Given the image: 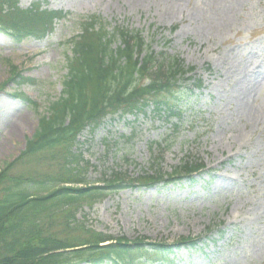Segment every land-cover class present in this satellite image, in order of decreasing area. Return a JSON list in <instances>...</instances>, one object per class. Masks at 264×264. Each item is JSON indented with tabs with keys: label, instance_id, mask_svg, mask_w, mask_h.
Wrapping results in <instances>:
<instances>
[{
	"label": "rangeland",
	"instance_id": "374dc122",
	"mask_svg": "<svg viewBox=\"0 0 264 264\" xmlns=\"http://www.w3.org/2000/svg\"><path fill=\"white\" fill-rule=\"evenodd\" d=\"M15 6H0V24L40 30L37 14L56 19L47 37L17 42L0 32V173L9 168L10 177L64 180L71 154L64 147L31 157L23 152L63 94L70 40L91 18L110 35L141 32L156 53L196 67L203 87L169 121L147 110L119 112L82 134L72 152L84 159L79 171L88 183L103 187L107 175L122 173L129 186L96 205L83 203L76 217L83 232L175 247L224 224L204 252L179 250L178 263L264 264V0H22ZM121 45L116 40L114 48ZM17 73L32 82L22 85ZM158 159L169 175L178 176L187 162L204 171L193 183L139 187V174L156 176ZM221 174L236 184L222 188ZM53 232L70 240L85 235Z\"/></svg>",
	"mask_w": 264,
	"mask_h": 264
},
{
	"label": "trees",
	"instance_id": "16d2710c",
	"mask_svg": "<svg viewBox=\"0 0 264 264\" xmlns=\"http://www.w3.org/2000/svg\"><path fill=\"white\" fill-rule=\"evenodd\" d=\"M21 1L0 0V6L14 10ZM37 15L42 19L40 30L20 23L8 27L7 22H1L0 32L17 42L26 37H45L56 18L47 11ZM100 21L89 19L79 37L70 41L73 55L63 94L40 118L39 128L23 152L31 157L64 147L71 153L66 178L30 181L10 177L9 168L0 173V264H176L175 248L167 244L143 239L128 242L101 233L94 235L89 230L85 234L76 218L83 203L95 205L109 194L129 188L119 173L107 175L103 187L88 183L79 171L84 159L72 152L82 134L103 126L109 114L153 109L155 115L169 117L176 107L193 99L185 77L188 73L178 59L153 53L141 58L145 43L140 32L120 29L110 35ZM116 40L122 45L114 48ZM16 76L23 80L22 85L32 82ZM17 97L29 101L24 94ZM193 171L194 167L187 169L185 178H181L180 172L165 177L158 170L156 176L142 175L140 183L149 188L177 186L184 179L193 182ZM56 227L64 228L68 235H77L78 231L85 235L77 240L61 238L53 232ZM186 246L196 251L201 243Z\"/></svg>",
	"mask_w": 264,
	"mask_h": 264
},
{
	"label": "bare ground",
	"instance_id": "6f19581e",
	"mask_svg": "<svg viewBox=\"0 0 264 264\" xmlns=\"http://www.w3.org/2000/svg\"><path fill=\"white\" fill-rule=\"evenodd\" d=\"M217 180V182H220L221 184H219L222 188H225V186L227 187V186H229V185H231V186H233V185H235L236 184V180L235 179H233L232 177H231V175H228V174H221V175H219L217 178H216Z\"/></svg>",
	"mask_w": 264,
	"mask_h": 264
}]
</instances>
